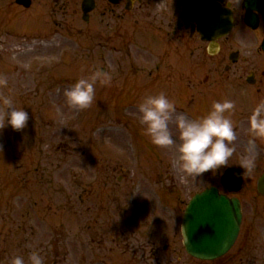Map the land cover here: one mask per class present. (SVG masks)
<instances>
[{"label":"rangeland","instance_id":"1","mask_svg":"<svg viewBox=\"0 0 264 264\" xmlns=\"http://www.w3.org/2000/svg\"><path fill=\"white\" fill-rule=\"evenodd\" d=\"M1 3L0 81L7 83H0V110L9 96L29 120L22 130H0V264H11L15 256L31 264L33 251L44 264H69L85 248L106 253L93 237L105 235L110 243L111 237L130 234L148 237V259L158 251L148 264H224L225 256L200 261L183 252L178 216L182 202L210 184L228 193L220 179L227 167L240 169L244 178L242 189L231 193L241 199L244 217L227 255L243 247L231 264H264V196L257 190L264 138H256L255 166L241 165L250 155L249 117L258 103L240 108L242 89L219 76L223 65L214 66L203 51L193 57L176 47L178 41L166 45L157 26L151 27L157 39L151 43L148 16L113 33L86 26L75 5L65 16H49L46 6L39 19L27 12L15 23L4 19ZM102 68L92 104L68 105L64 90ZM182 83H199L200 107L235 102V110L226 113L236 129L234 152L215 173L188 176L173 167L176 145L153 144L137 118V105L160 92L181 112ZM170 127L178 136L175 124Z\"/></svg>","mask_w":264,"mask_h":264},{"label":"flooded vegetation","instance_id":"2","mask_svg":"<svg viewBox=\"0 0 264 264\" xmlns=\"http://www.w3.org/2000/svg\"><path fill=\"white\" fill-rule=\"evenodd\" d=\"M261 1L263 0H1V11L7 22L16 23L21 21V17L27 12H30L35 20L39 19L44 14L46 6L48 8L45 13L49 16H65L68 14V8L75 5L74 13L81 16L86 26L92 25L96 29L105 28L113 33H118L130 21L139 24L142 16H148V29L151 30L148 39L151 43L157 42L151 28L157 26L156 28L163 34V38L162 35L160 38L166 41V45L178 41L176 47L187 49L193 57L198 58L203 51L214 66L223 65L225 73H219V76L226 83L229 81L228 85L242 89L240 91L236 89L240 92L237 102L241 104L240 108L244 109L251 108L250 106L255 102L258 105L264 104L262 43L264 42V12L260 9ZM217 3L222 6L233 22L230 31L223 35H218L216 24L212 23L213 11L210 10L209 19L204 17L206 9ZM248 19L252 20L251 23ZM81 33L84 34V32ZM102 58L106 59L105 56ZM101 70L106 71L105 68ZM182 85V96L186 98L182 99L181 112L186 113L190 118H198L200 111H205L207 108V111L210 110V106L205 104L200 107L198 104L201 98L195 87H199V83L194 85L182 83ZM190 90L193 93L189 94ZM249 91L250 94H248ZM244 92L246 94H242ZM188 94L191 96L189 97ZM210 186L214 184L207 187ZM188 202V200L186 203L182 202L178 216V232L183 252L186 250L182 231ZM134 237L136 236L132 234L128 238L125 235L111 237L110 243L105 241V235L101 238L93 237L90 241L93 243L96 241L100 251H106V253H98L96 248L90 251L85 248L79 259L73 260L69 257L71 258L69 264H148L154 257H158V251H155L148 259L150 245L146 239L148 237ZM120 246H122L121 251L118 249ZM167 249V245L164 246V250ZM238 249L233 255H224L227 258L224 264H231L243 251V247ZM111 253H114L113 256H110ZM239 263H242V260Z\"/></svg>","mask_w":264,"mask_h":264},{"label":"clouds","instance_id":"3","mask_svg":"<svg viewBox=\"0 0 264 264\" xmlns=\"http://www.w3.org/2000/svg\"><path fill=\"white\" fill-rule=\"evenodd\" d=\"M102 75L101 71L91 79L82 77L66 88L64 96L67 104L78 109L88 108L95 98L96 81ZM0 83L6 84L7 81ZM2 103L4 108L0 110V130L9 125L14 130L24 129L29 120L25 108L14 107V101L9 96L3 97ZM235 107L232 100L215 101L206 114L190 118L186 113L178 112L175 103L164 92H160L146 96L137 105V118L153 144L161 147L176 145L179 155L173 167H179L188 176H202L209 170L215 173L221 166L229 165L228 160L234 152L230 143L237 136L235 125L226 113L234 111ZM173 123L178 130L176 137L170 127ZM249 127L253 137L247 150L250 155L241 165L251 170L255 166L256 138H264V104L253 110L249 117ZM2 147L0 144V150ZM30 259L31 264H44L36 251L31 253ZM11 264H25V261L23 257L15 256Z\"/></svg>","mask_w":264,"mask_h":264},{"label":"water","instance_id":"4","mask_svg":"<svg viewBox=\"0 0 264 264\" xmlns=\"http://www.w3.org/2000/svg\"><path fill=\"white\" fill-rule=\"evenodd\" d=\"M261 2L260 9L264 12V0ZM210 10L214 12L212 23L215 22L218 35L229 31L232 21L226 11L219 4H212L205 11L204 17L207 19ZM221 179L230 191H238L242 187V174L235 168L229 167ZM258 190L264 195V173L258 180ZM241 208L239 198L220 193L217 187L196 194L190 200L183 221L184 242L188 252L210 260L225 254L240 232Z\"/></svg>","mask_w":264,"mask_h":264}]
</instances>
